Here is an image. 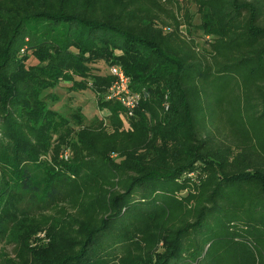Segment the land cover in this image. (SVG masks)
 Here are the masks:
<instances>
[{
	"label": "trees",
	"instance_id": "1",
	"mask_svg": "<svg viewBox=\"0 0 264 264\" xmlns=\"http://www.w3.org/2000/svg\"><path fill=\"white\" fill-rule=\"evenodd\" d=\"M112 66L139 94L129 128ZM61 80L105 117L60 123L41 94ZM8 169L0 232L10 208L21 241L45 227L41 264H156L161 239V264H264V0H0Z\"/></svg>",
	"mask_w": 264,
	"mask_h": 264
},
{
	"label": "rangeland",
	"instance_id": "2",
	"mask_svg": "<svg viewBox=\"0 0 264 264\" xmlns=\"http://www.w3.org/2000/svg\"><path fill=\"white\" fill-rule=\"evenodd\" d=\"M194 20L197 21V16H194ZM198 36V35H197ZM201 36L198 37L200 40ZM22 54L28 53V51L21 50ZM26 64H32L36 61L30 55L29 59L25 61ZM116 65V64H115ZM27 66V65H26ZM94 70L92 73H97L99 75H106L109 73L108 66L103 60H97L92 64ZM78 78V77H77ZM80 78V77H79ZM82 82V81H81ZM73 81H64L61 80L57 83H53V86L45 89L42 94V100L45 107H48L52 110H55L60 116V123H67L65 118H68L70 124H74V120L70 118L71 114L79 112L83 116L84 123H90L94 119L104 118L107 114L105 108L99 107L100 102L97 100V97L94 92L90 89H77L73 85ZM104 99L107 100L106 94H104ZM121 103L120 100H115ZM113 104H115L113 102ZM122 105V103H121ZM127 110V108H124ZM134 112V109H133ZM68 121V122H69ZM150 124V122H149ZM10 178L13 179V175L11 174L10 169L6 170V175H4L3 171L0 170V180L2 181L1 186L5 188L6 194H10V188L12 187V183H10ZM38 180H41L37 177ZM144 187H140L137 189L131 199L132 203H143L145 204L148 200L143 195ZM4 201H9L10 198H3ZM134 201V202H133ZM23 205V204H22ZM27 209L26 206H21L17 213L22 210V208ZM132 208V207H131ZM7 213H2L3 217L7 218V227L4 231L0 232V264H41L43 263L44 258L47 257L45 252L47 248L50 247L49 237L47 236V232L45 227L41 230L35 231L33 234L30 233L29 239L21 241L17 236L13 234L10 235L11 230L13 229V223L17 221V218L12 219L14 212L12 209L6 210ZM22 225L25 228V223ZM6 233V234H5ZM23 237V236H22ZM169 243L166 240L161 239L155 248V255L152 260L156 264H161V260L168 259V262H172L173 258H169L171 248L168 246ZM41 255H44L40 257Z\"/></svg>",
	"mask_w": 264,
	"mask_h": 264
},
{
	"label": "built area",
	"instance_id": "3",
	"mask_svg": "<svg viewBox=\"0 0 264 264\" xmlns=\"http://www.w3.org/2000/svg\"><path fill=\"white\" fill-rule=\"evenodd\" d=\"M110 72L114 76V79L108 98L120 100L123 107L127 108L121 117L124 127L129 128V117L133 115V109L139 104V94L130 88L129 80L121 68L112 66ZM165 108L167 109V106ZM64 157H67V151L64 152Z\"/></svg>",
	"mask_w": 264,
	"mask_h": 264
}]
</instances>
